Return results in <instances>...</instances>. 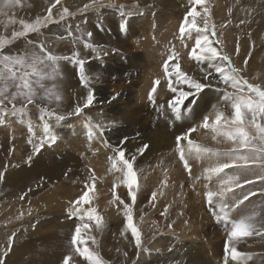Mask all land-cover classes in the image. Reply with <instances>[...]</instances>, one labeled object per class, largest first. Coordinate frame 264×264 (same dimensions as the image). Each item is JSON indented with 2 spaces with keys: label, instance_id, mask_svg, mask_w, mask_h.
<instances>
[{
  "label": "rangeland",
  "instance_id": "obj_1",
  "mask_svg": "<svg viewBox=\"0 0 264 264\" xmlns=\"http://www.w3.org/2000/svg\"><path fill=\"white\" fill-rule=\"evenodd\" d=\"M52 3L54 0H21L20 5L5 9V13L0 14V35L11 38L13 31L21 30L19 21L31 22L38 16L47 15V9ZM90 3L91 0H61L52 10L53 19L57 22L50 23L40 33H30L26 38L16 39L3 49L5 55L17 54L33 50V45H29L27 40L44 43L53 55L69 58L58 62L66 66L67 62L72 65V75L65 80L71 82L72 86L66 89L68 84L63 82L61 88L57 89L61 96L57 102L54 98L43 99L44 90L52 87V81H44V88L33 85L37 97L33 104L27 105L29 115L23 117V122L19 115L12 114V105L7 101V112L0 113V119L3 120L0 123V172L4 173L0 180V260L4 264H62L64 257L71 255L69 264H86L75 254L70 244L71 235L79 221L75 217H69V202L76 200L85 190V182L92 174L87 163L92 155L97 156L99 162L104 159L109 166L108 157L114 155L113 147L122 146L127 156L136 154L134 167L140 186L138 193L147 195L148 198L145 201L137 198L133 205L134 222L142 233L143 243L139 252L134 243L131 250L136 248V254H131L130 264H193L186 258L189 247L193 248L192 260H196L194 250L197 249L203 257H208V264H222L227 233L224 225L216 222L205 200V192L208 190L205 185L215 191L219 181L216 178L205 181L201 171H196V178H190L192 167H196L199 161L189 157V173L176 150V136L195 125L196 121L210 111L213 104L220 103L222 107H227L221 102L223 92L218 88L223 89L224 86H216L218 75L214 69H209L207 63L198 64L188 56L196 34L192 33L191 37L186 35L181 39L179 27L192 5L189 0H99L94 7L82 11L84 5ZM206 4L210 12L209 23L215 25L216 36L210 37L213 46L228 55L232 64L242 69L241 75L251 83L264 86V0H206ZM121 5L123 9L120 8ZM65 7L70 15L60 20ZM196 10L202 12L200 6H196ZM121 11L124 13L123 17ZM121 23L125 24L124 30L120 28ZM146 27H150L151 31L146 33ZM69 28L73 36L67 35ZM88 33H91V37ZM217 40L219 43H216ZM84 41L98 46L97 52L86 49ZM173 48L179 53L180 67L184 72L204 83L211 81L213 85L205 88L195 98L196 104L190 120L175 121L167 110V101L174 94L168 90L163 63ZM73 52L80 53L79 58L84 61L87 78L93 73L97 77L96 81H88V87L81 83L80 66L70 59ZM174 62L169 61L170 64ZM208 73H211L209 81H204L203 77ZM146 76L152 77L151 84H146L144 101H136L134 92L138 87L144 88L142 80ZM117 78L123 82H115ZM157 79L160 84L154 95L157 105L165 103L167 119L156 112L147 98ZM116 85L117 88L114 87ZM90 89L95 96L93 105L85 108L81 115H76V106H83ZM11 91H15V88L10 89ZM161 91L163 94L158 95L157 92ZM191 99L190 97L186 104ZM24 103L19 98L15 101L18 108ZM41 107L55 111L64 119L45 117L56 140L54 143H45L34 154L33 146L40 142L42 136V121L39 119ZM145 109L147 112L150 110V113L145 112ZM88 117L94 123L105 126L104 134L101 136L97 133L91 141L83 126ZM169 120H173V123L170 124ZM29 121L35 132L31 144L28 142ZM125 137L127 141L121 145ZM77 141L85 142L87 150L82 149L80 144L79 147L73 144ZM144 145H148L144 152L136 153V149ZM46 153L49 158L70 153L80 160L81 168L87 173L86 180L61 168L49 170V165L43 162L45 158H41L46 157ZM172 167L176 169L174 175ZM225 171L228 174L236 172L235 169ZM169 174L176 178L174 182L167 178ZM261 174L264 172L257 167L241 170V182H254L244 184L242 189H235L234 194H229L228 203H233L248 192H255L256 195L249 197L241 208L247 210L255 207L264 215V181L256 179ZM117 175L119 174L112 173L110 177L101 176L95 182L96 199L93 204L104 218V227L100 232L93 229L91 234L96 237L97 250L106 264H117L118 257L122 254L120 249L117 250L115 236L124 229L123 206L118 202L115 205L109 203L112 200L113 181ZM156 181L158 183L152 186ZM162 181H166V184ZM9 184L14 186L8 187ZM200 186L204 189L195 190V187ZM187 188L188 191H185ZM154 191H159V195L149 203ZM116 192L126 203H132L122 184L118 185ZM195 194L200 195L201 199L197 200L198 196ZM199 202L201 205L197 204ZM165 208L167 213L161 215ZM239 214L234 213L233 218H238ZM181 224L197 229V240L181 241L177 236ZM9 237L12 238L11 244ZM59 241L63 246L57 248ZM89 246H92L90 241ZM238 250L251 254L248 264H264V238H245L238 244Z\"/></svg>",
  "mask_w": 264,
  "mask_h": 264
},
{
  "label": "snow or ice",
  "instance_id": "obj_2",
  "mask_svg": "<svg viewBox=\"0 0 264 264\" xmlns=\"http://www.w3.org/2000/svg\"><path fill=\"white\" fill-rule=\"evenodd\" d=\"M61 0H54V3L47 9V15L36 17L31 22L24 20L19 21L21 30L13 31L11 38L0 35V113H6L7 108L5 102L12 105V114L19 115L21 122L23 117L28 116L27 105L33 104L37 97V85L44 88V81H52V87L44 90L43 99H55L57 102L61 96L57 90L56 81L60 75L58 61L61 59H69L68 57H58L47 50L44 43H36L32 40H27L29 45H33L32 51H26L17 54H3V49L6 45L12 43L19 38H26L30 33H40L50 23H55L52 16V10L56 5L60 4ZM192 7L185 14L184 20L181 22L179 32L181 39L187 35L191 37L195 33V42L188 52L190 59L195 60L198 64L207 63L209 69H214L218 75L216 86L223 85L221 102L227 107H222L220 103L213 104L210 111L203 116L202 121L198 125L189 127L185 132L176 136L177 152L179 159L183 162L185 170L191 171L189 165V157H194L198 160L209 158L215 160V163L204 169V179L211 181L216 178L219 183L217 190L208 189L205 192V200L209 205V211L217 223H222L227 233V239L224 243V256L222 264H248L251 259L250 253H244L238 250V244L245 238L252 236H260L264 238V215H262L255 207L247 210H242L241 206L249 197L256 195L255 192H248L242 198L235 199L233 203H228L229 194H234L237 188H243L244 184H250L254 181L244 180L241 182L239 172L247 171L251 167H257L264 172V86L251 83L246 77L241 75L242 69L235 67L232 64L230 57L213 46V40L210 37H215V25L210 24V12L206 4V0H189ZM99 0H91L90 4L84 5L82 11L94 7ZM21 4V0H3L0 3V14L5 13V9L12 8ZM114 7V5H108ZM196 6H200L201 11L196 10ZM123 9V5L120 6ZM67 15H70L68 8H63L60 14V20H64ZM124 13L121 11V16ZM15 22V21H11ZM202 25V26H201ZM121 30L125 29V24L121 23ZM68 36H73V32L69 28ZM91 37V33H88ZM216 43H219L217 40ZM84 47L97 52L98 46L84 41ZM187 47V45H185ZM38 49V51L36 50ZM239 46H237V53ZM170 55L163 63L164 78L167 80L168 90L173 93L171 99L167 101V110L171 112L175 121H185L192 118L193 106L196 104V97L205 88L213 86L209 81L208 73L203 77L204 83L193 76L184 72L179 63V53L175 49H170ZM79 52H73L70 59L80 66V80L84 87H88V78L84 73V61L81 60ZM175 61L170 64L169 61ZM247 64V60H245ZM203 71V69H201ZM174 77V79H173ZM160 80L153 82V86L148 93V101L155 108L156 112L167 119L165 105H157L155 93ZM186 85V88L184 87ZM15 88V91L10 89ZM231 89V91H229ZM192 98L190 103L189 98ZM23 99L24 105L16 107L15 101ZM115 99V97H113ZM95 96L90 89L84 100L83 106H76L75 114L81 115L85 108L93 105ZM230 109V111H229ZM45 117H56V119H64L63 116H58L55 111H49L46 107L40 108V117L42 121V136L38 144H34V154L38 153L45 143L55 142L56 136L51 130V126ZM0 123L3 120L0 119ZM173 123V120H169ZM29 140L33 143L35 132L31 122L28 124ZM86 135L91 141L97 133L101 136L104 134L105 126L101 123H94L91 117L86 118L84 122ZM199 129H205L211 132V140L216 144H229L227 150L221 151L218 148H211L191 139V134ZM127 141L125 137L121 141L123 145ZM148 145H144L136 149V153L142 154ZM114 155L108 157L109 168L108 173H118L115 176L112 185V200L110 204L123 206V215L125 218L124 229L121 235L125 232H130L135 246L139 252L142 248V233L134 222L133 205L136 202L137 194L140 190L138 183L137 171L134 167L136 154L131 156L126 155V150L122 146L113 147ZM226 158L221 162V158ZM31 160V157H29ZM226 169H235L236 172L228 174ZM92 172V170H89ZM4 177V173L0 172V180ZM223 177V178H222ZM97 177L95 173L88 177L85 182V190L74 201H70V207L67 209L70 218L75 217L79 221L71 235L70 244L80 258L86 264H106L97 250L98 241L92 230L100 232L104 227V218L94 206L93 201L96 199L95 182ZM199 179V177H197ZM259 181H264V174L256 177ZM166 184V181H162ZM123 185L127 189L128 197L132 203H126L121 199L116 192L118 185ZM264 191V190H262ZM163 194L162 192L160 193ZM157 197V192H153L149 203H152ZM24 197L22 196L21 199ZM87 205V207H85ZM167 208L161 213L165 215ZM234 213H240L238 218H233ZM143 219V217H141ZM171 227V225H169ZM89 241L92 246H89ZM12 238L9 237V244ZM147 251V249H144ZM124 255H127L125 253ZM72 256H65L62 264H69ZM0 264L4 261L0 260Z\"/></svg>",
  "mask_w": 264,
  "mask_h": 264
},
{
  "label": "bare ground",
  "instance_id": "obj_3",
  "mask_svg": "<svg viewBox=\"0 0 264 264\" xmlns=\"http://www.w3.org/2000/svg\"><path fill=\"white\" fill-rule=\"evenodd\" d=\"M112 1V0H111ZM105 3V2H104ZM107 3V2H106ZM262 7V6H261ZM174 20V19H173ZM177 21V20H176ZM171 23V22H170ZM176 23V22H175ZM167 26V25H166ZM151 27V26H150ZM148 28V27H146L147 29H145V32L147 33V32H150L151 31V28ZM169 27V26H168ZM170 27H172V26H170ZM166 31V30H165ZM130 33H133V32H130ZM143 33V32H142ZM169 33V32H168ZM159 34H161V33H159ZM165 34V33H164ZM150 36V35H149ZM155 40V39H154ZM164 40V39H163ZM168 40V39H167ZM133 42V41H132ZM162 42H164V41H162ZM135 43H137V42H135ZM138 44V43H137ZM135 46V45H134ZM134 46H132V47H134ZM139 48V47H138ZM47 49H48V46H47ZM145 49V48H144ZM143 49V50H144ZM162 51H163V49H162ZM144 55V54H143ZM161 55H162V53H161ZM257 56V55H256ZM146 57V56H145ZM161 57V56H160ZM163 59V58H162ZM59 63V72H60V75H59V77H58V79H57V81H56V84H57V89H60L61 88V85L62 84H64L63 82L66 80V78H67V76H70V75H72V65L71 64H69L68 62L66 63L68 66H66V65H64V64H62V62H58ZM75 66V65H74ZM91 67V66H90ZM75 68H76V66H75ZM80 70V69H79ZM105 70V69H104ZM78 71V70H77ZM103 71V70H102ZM62 72H64L63 74H62ZM84 72H86V69L84 68ZM123 72V71H122ZM103 73V72H102ZM149 73V72H148ZM148 73H147V75H148ZM80 74V73H79ZM117 75V74H116ZM126 75V74H125ZM204 76V75H203ZM91 77H92V79H91ZM91 77H89L88 76V81H91V80H94V81H96L97 80V77L94 75V73L93 74H91ZM107 78V77H106ZM123 78H125V77H123ZM142 79V78H141ZM152 79V77L151 76H149L148 78H147V76H146V78H144V80H142V84L144 85V88L143 89H141L140 87H138L137 88V90L134 92V94H135V96H134V99L136 100V101H144V96H143V92H145V90H146V84H147V82H149L150 84H151V82H150V80ZM103 80V79H102ZM47 81V80H46ZM68 81H70V79L68 80ZM76 81V80H75ZM109 81H110V79H109ZM109 81H107V83L109 82ZM115 81V80H114ZM48 82H51V81H48ZM65 82H67V81H65ZM115 82H123L122 81V79H120V78H117L116 79V81ZM114 83V82H113ZM112 83V84H113ZM66 84H68V87H66V89L67 88H70L71 86H72V83L70 82V83H66ZM138 85L140 86L141 85V83H138ZM113 87V86H112ZM115 88H117L118 87V85H116V86H114ZM59 91V90H58ZM147 92V91H146ZM67 93V92H66ZM157 94L158 95H161V94H163V92L161 91V92H157ZM53 102H56V101H53ZM165 104V103H164ZM150 111V110H149ZM148 111V112H149ZM145 112H147L146 111V109H145ZM147 112V113H148ZM150 113V112H149ZM167 113V112H166ZM202 121V117L198 120V121H196L195 122V125H198V124H200V122ZM69 122V121H68ZM68 122H66V123H68ZM79 127V126H78ZM72 129H74V128H72ZM69 130V129H68ZM81 131V130H80ZM78 132H79V129H78ZM77 133V132H76ZM79 133H81V132H79ZM81 136V135H80ZM70 137V136H69ZM191 139H196L199 143H201V144H203V145H206V146H208V147H210V146H216V148H218V149H220L221 151H224V150H227L229 147H230V145L229 144H226V145H223V144H216L215 142H213L212 140H211V132L210 131H207V130H205V129H199L198 131H196V132H193L192 133V136H191ZM75 142V141H74ZM68 143V142H67ZM69 144V143H68ZM71 144V143H70ZM73 144H80V146L82 147V149H85V150H87V145H86V143L85 142H83V141H81V142H76V143H73ZM77 145H75V146H77ZM62 146V145H61ZM60 146V147H61ZM77 147H79V145L77 146ZM79 148H76V150H78ZM87 152V151H86ZM62 154V153H61ZM88 154V153H87ZM32 155V154H31ZM56 155V154H55ZM49 155L46 153V157H41V158H45L44 159V163L46 164H48L49 166H48V169L49 170H52L54 167H55V169L54 170H56V169H62V170H64V171H66V172H68V173H71L73 176H75V177H77V178H83V180H86V175H87V173L86 172H84V170L82 169L83 167L80 165V160H78V159H76V158H74V156H72L70 153H68V154H64L63 156H61V157H52V158H49L48 157ZM94 155H92V157H91V160H88L87 161V163H88V166H90V168H91V170H92V172H94L95 173V176L97 177V178H99V177H101V176H105V177H110L111 176V174L110 173H108L107 172V168L109 167L108 166V164L106 163V161L104 160V159H102V161L101 162H99L98 160H97V156H95V157H93ZM40 157H39V159H41ZM49 158V159H48ZM85 158H87V156L85 157ZM223 158V157H222ZM193 159H195L196 161H199L197 164H196V167H192L193 168V173H190V178H192V179H194V178H196V171H201V176L204 174V169L206 168V167H209L211 164H213V163H215V160H213V159H209V158H204V159H200V160H198V159H196V158H194L193 157ZM43 160V159H42ZM86 160V159H85ZM226 159L225 158H223V160L221 161V162H224ZM86 162V161H85ZM57 166V167H56ZM86 166V165H85ZM82 167V168H81ZM53 171V170H52ZM171 172H172V174L174 175L175 173H176V169L174 168V167H172L171 168ZM231 172H234V170H232ZM168 179H170L172 182H174L175 180H176V178L175 177H173L171 174H169V176L167 177ZM191 179V180H192ZM158 181V180H157ZM154 182L153 184H152V186H155L158 182ZM205 181H206V179H205ZM10 186H14V185H12V184H9L8 185V187H10ZM199 188H203L204 189V187L203 186H200V187H195V190H197V189H199ZM185 191H188V188L185 190ZM173 194V193H172ZM102 195V194H101ZM125 195V194H124ZM123 195V196H124ZM157 195H159V191H157ZM167 196L169 195V194H166ZM175 195V194H174ZM173 195V196H174ZM196 196H198V199L197 200H200L201 199V196L200 195H197V194H195ZM167 196H166V198H167ZM103 197H105V196H103ZM125 198H127V197H125ZM137 198L138 199H142V200H147L148 198H147V195H143V194H141V193H138V195H137ZM104 199H106V198H104ZM174 200V199H173ZM185 200V199H184ZM193 200H194V198H193ZM174 202V201H173ZM195 202V201H194ZM194 204V203H193ZM198 205L200 204V202L199 203H197ZM201 205V204H200ZM70 206V205H69ZM65 207H67V206H65ZM198 207V206H197ZM108 208V207H107ZM196 208V207H195ZM118 209V208H117ZM119 211V210H118ZM195 211V210H194ZM110 212V211H109ZM108 212V213H109ZM196 212V211H195ZM112 213V212H111ZM202 213V212H201ZM204 213V212H203ZM194 215V214H193ZM192 215V216H193ZM197 215V214H196ZM203 215V214H202ZM201 215V216H202ZM195 217V216H194ZM200 224V223H199ZM203 224V223H202ZM208 224V223H207ZM121 232H122V230L121 231H118L117 232V235L115 236V238H116V240H115V243H116V247H117V250H121L122 251V254H120L121 256L120 257H118V263L117 264H130V261H131V254L133 255V254H136V248H134L133 250H131L132 248H133V246H134V241H133V239H132V236H131V233L130 232H125V234L124 235H121ZM177 236L179 237V239L182 241V240H190V241H193V240H197V236H199V234H198V231H197V229H195L194 227H189V226H185V225H182L181 224V227H180V231L177 233ZM65 245V244H64ZM61 246H63V245H61V242L59 241L58 242V245H56V247L57 248H60ZM56 247H54V248H56ZM56 248V249H57ZM125 253H127V255H124ZM192 253H193V248L192 247H189V249H188V253L187 254H189V255H187L186 256V258H188V260L190 261V262H192L193 264H208V259L206 260V258H208V257H203V255H201V253H200V251H197V249H195L194 250V253L196 254V260H192L191 259V255H192ZM206 255V254H205ZM212 257H213V253H212ZM211 257V258H212ZM149 258V257H148ZM147 259V258H146ZM212 260H213V258H212ZM146 261V260H145ZM183 261V260H182ZM206 261V262H205ZM51 262V261H50ZM140 264V263H139Z\"/></svg>",
  "mask_w": 264,
  "mask_h": 264
}]
</instances>
